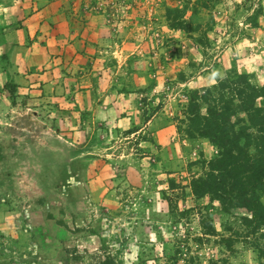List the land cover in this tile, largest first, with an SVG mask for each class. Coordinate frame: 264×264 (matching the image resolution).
<instances>
[{
	"label": "rangeland",
	"instance_id": "1",
	"mask_svg": "<svg viewBox=\"0 0 264 264\" xmlns=\"http://www.w3.org/2000/svg\"><path fill=\"white\" fill-rule=\"evenodd\" d=\"M6 2L14 4L13 0ZM38 2L33 8L42 4ZM47 3H51L52 16L64 15L69 22L78 16L87 21L97 17L89 25L93 31L86 36L102 51L98 53L102 56L98 72L107 77L112 71L117 76L132 75L133 82L134 78L144 79L143 86L132 84L143 94V115L167 111L173 117L182 161L176 169L164 172V184L156 183L141 192L124 187L122 202L116 207L88 202L91 160L75 154L77 145L65 137L76 130L72 121L61 125L53 117L52 112L62 103L50 101L47 93L58 87L46 86L39 78L29 81L26 76L39 74L40 67L20 68L21 60L13 56L15 48L0 27V213L19 220L22 233L13 237L0 224V264H264L253 245L255 236L248 240L239 237L232 247L224 241L237 236L236 232L243 233L245 209L227 213L219 202L193 194V177L203 173V159L213 155L203 153L197 141L201 137L189 138L180 130L185 128L181 119L194 90L203 95L208 87L219 90L222 80L238 84L243 75L252 84L264 86V0ZM39 20L37 42L48 43ZM100 24L105 25V31L97 35ZM48 27V33L55 32ZM83 28L80 25L73 32L81 31L78 43ZM11 40L21 47L18 36ZM189 79L188 84L180 85ZM93 81L100 84L97 77ZM256 105L264 106V97L258 98ZM238 114L246 117V113ZM93 127L87 139L84 137L92 144L98 131ZM148 133L129 143L121 138L110 148L140 153L138 142L150 139ZM250 151L256 152L253 147ZM154 177L150 174L146 182L151 183ZM76 192L79 199H85L83 207L77 206ZM209 219L215 234H208L204 227Z\"/></svg>",
	"mask_w": 264,
	"mask_h": 264
},
{
	"label": "crops",
	"instance_id": "2",
	"mask_svg": "<svg viewBox=\"0 0 264 264\" xmlns=\"http://www.w3.org/2000/svg\"><path fill=\"white\" fill-rule=\"evenodd\" d=\"M13 1L12 5L6 0H0V27H3L4 32L6 31L5 39L12 44V48H15L13 56L16 54V58L21 60L20 68L40 67L39 74L30 72L26 76L29 81L33 82L35 78H39V80L43 79L46 86L52 85L53 88L56 84L55 86L58 87L56 92L47 93L50 101L62 103L52 112L55 114L53 117L58 119L61 125L72 121L74 126L72 128L76 127V130L65 137L77 145L75 154L88 156L91 160L87 170L92 178L87 188L88 197L85 196L87 201L95 206L113 208L120 201L122 202L120 191L124 187L129 186L130 191L141 192L156 183L164 184V172L176 169L175 166L182 161L180 135L172 124L173 117L167 111L156 112L147 117L143 115L144 107L140 106L143 94L133 86L134 83L143 86L145 84L143 78H134L133 82L132 75L117 76L112 71L107 73V77L101 71L98 72L97 65L102 57L98 53L102 51L97 43L91 44L86 36L89 31H93L89 25L97 17L87 21L86 18L78 16L75 21L69 22L64 15L60 18L52 16L51 3H47V0H40L42 4L38 8H33V3H37L38 0ZM45 18L50 19V22ZM38 20V25L45 29L48 43L37 42L35 27L37 28ZM53 25H56L54 29ZM80 25L84 26L83 39L78 43L76 38L81 31L73 32L80 28ZM46 27L52 28L55 32L48 33ZM96 29L97 35L100 32L104 33L105 25L100 24ZM13 35L15 38L19 37L21 47L11 40ZM25 35L28 37V42H25ZM76 43L77 46H74ZM19 49L22 52L16 53ZM94 77L100 79L99 87L94 84ZM190 81V79L183 81L180 85H186ZM63 83L65 86L62 85ZM60 87L65 91L60 90ZM91 125L98 127V131H95L96 141L93 144L86 140L89 129L93 131L95 128ZM147 132L151 134V138L138 142L140 153L110 148L121 138L129 143L139 138L140 134ZM129 134L131 135L128 136ZM197 141L201 149H204L205 155L210 157L217 154L214 148L216 146L207 138ZM92 149L95 152H92ZM150 174L155 176L151 183L146 182V177ZM78 197L79 194L76 192L77 206L83 207L85 199L82 196L81 199ZM0 216L3 230L10 231L13 237H18L19 233L22 235L19 220L5 212L0 213Z\"/></svg>",
	"mask_w": 264,
	"mask_h": 264
},
{
	"label": "trees",
	"instance_id": "3",
	"mask_svg": "<svg viewBox=\"0 0 264 264\" xmlns=\"http://www.w3.org/2000/svg\"><path fill=\"white\" fill-rule=\"evenodd\" d=\"M232 83L222 80L219 90L208 87L203 95L194 90L181 119L185 128H179L189 138L206 137L218 148L216 155L203 159V173L193 177V194L219 202L227 213L245 209L243 233L224 241L232 247L239 237L255 236L253 245L264 260V106L256 105L264 97V86L252 84L246 75ZM241 112L245 118L239 116ZM212 223V219L204 222L208 234L216 233Z\"/></svg>",
	"mask_w": 264,
	"mask_h": 264
}]
</instances>
